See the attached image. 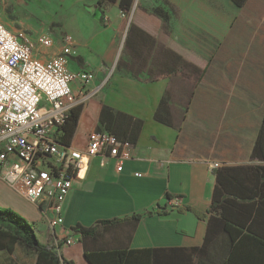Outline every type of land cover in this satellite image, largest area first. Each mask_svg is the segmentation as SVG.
Listing matches in <instances>:
<instances>
[{"label": "crops", "instance_id": "obj_1", "mask_svg": "<svg viewBox=\"0 0 264 264\" xmlns=\"http://www.w3.org/2000/svg\"><path fill=\"white\" fill-rule=\"evenodd\" d=\"M29 1L0 0V21L19 39L34 41L37 36L29 35L30 26L14 13L26 8ZM60 1L77 7L74 28L63 27L61 34V38L70 34L75 44L68 68L92 71L91 87L98 88L91 103L83 104L71 145L84 148L88 133L96 130L95 117L101 105L142 120L137 140L120 146L130 150L120 170L115 156L106 152L85 160L73 178L64 202V222L54 231L58 238H73L69 246L60 240V251L78 264H86L82 244L77 242L80 233L72 229L77 223L91 226L98 220L150 209L163 204L166 193L179 196L183 206L205 211L211 205L215 168L264 165V160L252 158L264 116V0H247L240 6L232 0H159L156 5L168 10L166 21L150 9L125 16L117 3H110L103 22L97 0ZM141 1L135 0L134 6L150 7ZM126 18L118 49L117 35ZM131 19L149 31L158 44L142 46L132 60L117 69ZM163 47L193 65L175 62L164 55ZM60 50L61 44L56 45L53 39L52 46H41L35 54L44 60ZM166 92L170 94L171 125L154 118ZM214 162L219 164L215 168ZM18 198L28 208L21 206ZM0 206L10 207L32 222L36 234L42 235L41 239L37 236L41 242L57 241L39 209L1 180ZM257 206L247 212L251 214L247 222L255 228L260 226L256 217L264 214V208L259 213ZM206 229V220L191 211L172 208L166 215L144 216L134 227L127 220L114 226L100 225L95 238L84 240H88L90 250L193 247L202 244ZM0 264L37 261L16 246L12 252L0 251Z\"/></svg>", "mask_w": 264, "mask_h": 264}, {"label": "trees", "instance_id": "obj_2", "mask_svg": "<svg viewBox=\"0 0 264 264\" xmlns=\"http://www.w3.org/2000/svg\"><path fill=\"white\" fill-rule=\"evenodd\" d=\"M235 5L245 4L247 0H232ZM110 3H117L119 10L125 16L139 14L141 9H150L151 13L165 21L169 18L168 10L162 5L152 8L135 4V0H97L96 9L99 19L104 21V11ZM157 40L149 31L139 26L131 19L127 28L123 54L119 57L116 68L125 66L126 60H132L136 50L142 46L153 48ZM162 52L180 62L183 66L193 64L184 60L180 54L163 47ZM129 53V58L126 55ZM149 55V53H148ZM156 58V57H155ZM169 93L162 95L159 105L154 111V118L164 124L171 125V107ZM92 98L86 103L90 104ZM83 104L68 111L64 123L56 134L57 140L70 145L74 137ZM95 120L96 130L112 133L118 144L125 142L133 144L138 137L142 120L134 119L111 107L101 105ZM252 158L264 160V116L258 131L256 143L253 146ZM215 186L212 191L211 205L205 210H199L192 205L173 207L170 200L173 196L165 194V202L157 203L150 209L134 212L123 217L98 220L95 225L84 226L77 223L72 229L80 233L77 240L82 244V259L86 264H264V214L256 219L259 228L247 222L251 217L248 211L257 206L261 213L264 208V165L219 166L214 169ZM179 197V196H177ZM172 208L178 211H191L198 219L207 222L204 240L199 246L180 247H108L106 249H88V240L98 235V226H114L122 221L131 223L133 227L144 216L154 214L166 215ZM263 213V212H262ZM98 240H94V243ZM65 243V240H64ZM58 243L41 242L37 237L32 222L10 207L0 206V251L12 252L16 246L23 247L36 257L37 264H78L73 258L60 251ZM66 244V243H65ZM69 246L70 244H66Z\"/></svg>", "mask_w": 264, "mask_h": 264}, {"label": "built area", "instance_id": "obj_3", "mask_svg": "<svg viewBox=\"0 0 264 264\" xmlns=\"http://www.w3.org/2000/svg\"><path fill=\"white\" fill-rule=\"evenodd\" d=\"M52 44L46 33L34 41L21 40L0 21V180L39 209L55 243L71 244L72 237L58 238L54 228L64 222V202L73 178L85 160L106 152L115 156L120 170L130 150H121L127 142L118 144L105 130L90 131L84 148L57 140L68 111L86 103L98 88L91 87L92 71L68 68L75 51L70 34L61 38L58 54L44 60L35 54ZM218 165L214 162L212 167ZM181 204L175 195L169 205Z\"/></svg>", "mask_w": 264, "mask_h": 264}, {"label": "rangeland", "instance_id": "obj_4", "mask_svg": "<svg viewBox=\"0 0 264 264\" xmlns=\"http://www.w3.org/2000/svg\"><path fill=\"white\" fill-rule=\"evenodd\" d=\"M159 0H142L141 2L150 7L155 6ZM77 7L74 5H69L66 2L60 0H30L29 5L26 8H19L15 11V16L24 21L30 26L31 36H38V34L46 33L50 35L56 45L61 44V34L64 32V28H69L72 30L74 28V15L76 14ZM127 19L123 22V27L121 32L117 35L118 49L120 48L124 27L127 23ZM119 50V54H120ZM17 202L23 206L28 205L21 199H17ZM37 227H41V223ZM41 230V229H40ZM41 239L42 235L38 232Z\"/></svg>", "mask_w": 264, "mask_h": 264}]
</instances>
